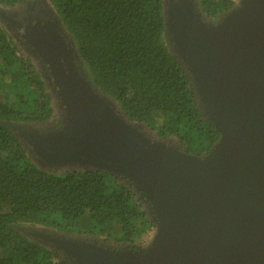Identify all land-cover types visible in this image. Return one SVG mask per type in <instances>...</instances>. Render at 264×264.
<instances>
[{
  "label": "trees",
  "instance_id": "obj_1",
  "mask_svg": "<svg viewBox=\"0 0 264 264\" xmlns=\"http://www.w3.org/2000/svg\"><path fill=\"white\" fill-rule=\"evenodd\" d=\"M29 1L0 6L19 11ZM46 1L73 37L94 89L126 121L175 152L204 158L215 149L222 135L191 66L164 37L168 0ZM197 2L206 21L220 22L237 6V0ZM66 113L0 25V264H70L56 235L41 226L118 252L142 249L155 225L143 204L150 200L127 175L81 162L43 166L20 124L51 132Z\"/></svg>",
  "mask_w": 264,
  "mask_h": 264
},
{
  "label": "water",
  "instance_id": "obj_2",
  "mask_svg": "<svg viewBox=\"0 0 264 264\" xmlns=\"http://www.w3.org/2000/svg\"><path fill=\"white\" fill-rule=\"evenodd\" d=\"M167 15L164 33L222 135L204 158L153 143L80 79L61 42L38 40L73 120L58 142L30 141L43 166L81 162L123 173L156 213L158 235L140 250L55 237L70 264H264V0H237L212 27L188 0H168Z\"/></svg>",
  "mask_w": 264,
  "mask_h": 264
},
{
  "label": "rangeland",
  "instance_id": "obj_3",
  "mask_svg": "<svg viewBox=\"0 0 264 264\" xmlns=\"http://www.w3.org/2000/svg\"><path fill=\"white\" fill-rule=\"evenodd\" d=\"M198 0H188L189 3H191V6L194 8H197L198 10ZM193 4V5H192ZM51 4H49L50 6ZM30 13H25V15H19L17 17H14L11 12L7 9H5L3 6H0V25L3 27V29L10 34L13 37V40L22 50L25 54L29 55L32 64L35 66V69L39 72L42 79L44 80L46 87L53 91L57 97L61 98V91L56 83L55 76L51 71V64L48 60V57L44 54L42 48L38 45V40L43 37L47 36L48 39H55L58 42H61L65 53L70 57V64L73 71H76L78 76L83 81H88V83L92 86V89L96 92L94 89L92 82L88 78V74L85 70L84 63L81 58H77V48L74 43L73 37L69 34V32L66 30L63 21L61 20L59 14L56 12V10L50 6L51 9L50 15L48 17H42L43 20L39 19L37 14L38 10L40 8H43V6L40 4V2H31L28 6ZM199 11V10H198ZM33 12V14H31ZM200 12V11H199ZM201 13V12H200ZM33 19V20H32ZM35 20L39 21V25H35ZM203 22L208 25L209 27L217 26L218 22L214 20L206 21L202 17ZM33 23V24H31ZM42 35V36H41ZM164 37L166 40L170 41L172 38V35L169 34V31H166L164 33ZM97 93V92H96ZM100 96V95H99ZM100 99H104V101L109 105H114L116 107V104L114 101L111 100L109 97L100 96ZM97 102L100 104L101 102L95 98ZM61 100V99H60ZM64 103V102H63ZM65 107L67 108L66 104L64 103ZM73 118V116H72ZM63 124L58 128L57 130L41 133L37 130V127L28 125V124H20L22 126L23 131L30 136L31 142L36 139H43V140H49L58 142L61 138H64L66 134L70 131V128L72 127L73 120H70V115H68V111L63 116ZM70 120V121H69ZM69 121V122H68ZM68 125V126H67ZM38 153L36 152V155ZM37 157H40L41 163L45 166H49L42 156L39 154ZM42 157V158H41ZM44 166V167H45ZM145 205V209H148V212L151 213L150 217L152 220H154L155 225L152 227V229L149 232L147 240L144 242L143 246L146 243H150L151 239L154 238V236L158 235L157 230V222L156 219V213L155 209L152 206V203L143 202ZM34 228V227H33ZM40 229H46L49 230L51 234L56 235V237H64L59 235V231L54 228H45L43 226L40 227ZM34 231V230H33ZM35 235L40 236L41 233L38 231L34 232ZM48 233H44V237H46ZM73 238V237H72ZM77 240H81L79 238H74Z\"/></svg>",
  "mask_w": 264,
  "mask_h": 264
},
{
  "label": "flooded vegetation",
  "instance_id": "obj_4",
  "mask_svg": "<svg viewBox=\"0 0 264 264\" xmlns=\"http://www.w3.org/2000/svg\"><path fill=\"white\" fill-rule=\"evenodd\" d=\"M31 2H40V4L43 6V8H40V10H38L37 12H35L36 14H37V16L39 17V19H41V20H43V18L44 17H48L49 15H50V11H51V9L49 8L50 6H52V5H50L49 6V3L46 1V0H30L27 4H26V6H25V8L23 9V10H19V11H17V10H14V9H9V11L11 12V14L14 16V17H17V16H19V15H25V13H30V12H28L29 11V8H28V6H29V4L31 3ZM50 11H49V10ZM31 14H33V12H31ZM43 17V18H42ZM33 20V19H32ZM35 25L37 24V23H41V22H39V21H36L35 20ZM31 24H33V23H31ZM33 126V125H32Z\"/></svg>",
  "mask_w": 264,
  "mask_h": 264
}]
</instances>
